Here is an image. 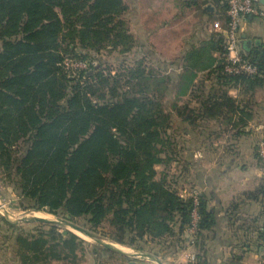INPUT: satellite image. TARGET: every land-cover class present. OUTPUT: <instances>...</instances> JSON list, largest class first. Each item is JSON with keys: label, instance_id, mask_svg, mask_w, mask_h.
Instances as JSON below:
<instances>
[{"label": "trees", "instance_id": "trees-1", "mask_svg": "<svg viewBox=\"0 0 264 264\" xmlns=\"http://www.w3.org/2000/svg\"><path fill=\"white\" fill-rule=\"evenodd\" d=\"M127 8L123 0H0V183L14 186L23 209L76 224L84 219L93 234L107 224L106 236L140 247L174 235L177 223L181 231L191 224L194 198L180 196L157 166L172 161L169 128L185 113L179 101L199 71L223 72L226 49L221 30L186 53L182 71L155 70L148 65L151 52L142 48L134 65L113 72L89 60L88 52L134 49V34L122 18ZM243 50L262 74H225V82L263 84L264 43ZM223 109L216 102L207 111ZM230 109L241 112L235 104ZM198 198V228L213 233L215 212L206 196ZM41 223L50 226L48 233H16L24 256L69 254L74 262L79 249L86 251L85 238L60 232L58 223ZM96 249L116 253L104 245Z\"/></svg>", "mask_w": 264, "mask_h": 264}, {"label": "rangeland", "instance_id": "rangeland-1", "mask_svg": "<svg viewBox=\"0 0 264 264\" xmlns=\"http://www.w3.org/2000/svg\"><path fill=\"white\" fill-rule=\"evenodd\" d=\"M123 1L127 4L128 8L125 10L122 18L125 20V24L128 26L129 30L134 34V49L127 54L110 49H104L100 52L89 51V60H92L94 63L101 62L103 67L112 69L113 72H116V70L123 65H134L136 60L140 59L143 55L142 48H146L147 51L151 52V56L148 57V65L156 68L155 70L165 73L171 70L179 71L183 69L186 62V47H184V42L185 38L190 36L193 32L192 23L195 15L194 11L190 8L181 9L183 12L181 14L176 13L180 11L171 9L166 13V8L145 10L143 7L139 24H141L144 31L140 30L135 32L136 28L134 26L137 23L131 18L130 12V6L132 9L133 0ZM168 9H170V7H168ZM146 18L147 21H145ZM143 20L146 23H142ZM165 20H172L175 24L170 23L168 29H165L166 27L163 23ZM176 21L181 22L177 24ZM144 24L145 27H143ZM212 28H214L213 24ZM68 61L71 64L73 63L74 66L77 65V62L73 59H69ZM204 70L206 73H201V77L198 76V81L196 80L190 94L179 101V106H181V109L184 110L185 113L181 116L175 115L174 124L169 128L171 142L170 156H172V161L158 165L157 169L161 175L166 177L168 184L176 190L180 196L187 199L191 197L194 198L196 194L198 197L204 195L208 200V207L211 208L209 195L199 190V187L196 186L198 181L195 179V173L198 168L195 167H203L206 166L207 163H212L213 161L217 162V160L210 159L207 161L204 157H194L193 151L195 150V144L191 142L193 135L191 131L194 130L196 134H201L204 143L200 145L204 150L222 147L223 144L216 143L215 138L219 139V137H221L223 128L218 125L213 127V125H211L213 121L209 118L217 119L223 117L225 119H232L235 120L234 123H232L234 127H238V123L240 127V117L237 112L231 111L230 105L235 104L239 106L240 109L243 99H240V96L232 97L229 94L228 87L231 84L225 82L224 72H219L215 70L214 67ZM214 86L219 88L215 94ZM171 93L166 97V101L170 100V102H172L173 95ZM216 102L224 104L223 111L221 110V113L216 114L218 116L207 111L208 106ZM187 125H189V127H186ZM188 133L190 134L188 135ZM217 142L219 141L217 140ZM259 143L260 142L255 144V150L258 160L260 161V166L264 172V161L259 156ZM21 200V196L18 195L13 185H6L3 182L0 183V202L4 204L5 209L13 219L21 217L33 218L34 216L61 219L57 222L60 232L67 234V230H70L85 238L90 243L86 247V251H83V249L77 251V258L74 262L72 261V256L69 254L65 258H57L52 254L49 255V251H47L48 255H46V253L42 254L40 259L28 254V256H24L23 253L25 251L15 243L16 233L21 232L28 236L36 235L40 232L48 233L50 226L43 225L41 222L37 221L17 222L16 224H19L23 229L21 231H15L2 220H5V218L0 214V264H130L131 262H135V264H159L156 258H159L164 264H242V262L244 263L245 260L252 257V255H250L248 258L244 251V245L249 242V240L236 237L234 224H230L233 225V227L226 224L229 228L225 230L226 234H223V244L219 246L218 250L215 249V252H217L216 255L212 253V258L210 257L209 259L210 253L208 252L210 251L211 244L214 245L218 242V240L214 241L218 237L217 229L213 233H210L208 230L201 231L198 227L193 230L191 224H187L181 231L180 224L177 223L174 235L163 239L144 240L139 243L140 247H133L116 242L109 236H106L103 230L108 229L107 224L100 226L95 232V237L92 238L82 234L67 224H63L61 222L62 219L64 221L69 220L61 216L54 215L44 210H35L33 208L23 209V207H21ZM24 202L25 204L28 203L26 200H24ZM211 210L214 209L211 208ZM216 216L219 219V216L215 213V217ZM76 222L86 229L89 227L85 226L84 219H78ZM216 227L217 224L215 228ZM102 241L111 243L114 248H118L123 252L114 249L116 253L97 250L96 246L102 245ZM52 242H54V240L50 242V246L53 245ZM260 244L264 246V237L263 242ZM231 245H233V247L229 248ZM254 264H264V252L261 253L258 261L255 260Z\"/></svg>", "mask_w": 264, "mask_h": 264}, {"label": "crops", "instance_id": "crops-1", "mask_svg": "<svg viewBox=\"0 0 264 264\" xmlns=\"http://www.w3.org/2000/svg\"><path fill=\"white\" fill-rule=\"evenodd\" d=\"M224 5L223 0H133L130 12L131 18L137 23L134 26L135 32H137L143 30L139 24L143 7L145 10L166 8V13L173 9L180 11L176 13L181 14L183 13L181 9H192L195 14L192 23L193 32L185 38L184 42L187 53L193 48L202 46L221 32L215 27V23L219 21L224 28L228 17ZM262 8L264 9V3H262ZM145 21L141 22L146 23ZM176 22L179 24L181 21ZM163 23L165 29H168L170 23L175 24L172 20H165ZM212 24L214 28H212ZM249 40L252 41L251 48L257 42L264 43L263 17L249 16L243 22L241 30L243 48L244 43ZM214 56L217 57L219 54L214 52ZM199 73L198 76L201 77V73L206 72L201 70ZM196 80L198 81V77ZM218 89L217 86H214V94ZM228 89L232 97L240 96V99H243L241 112H237L241 119L240 125L243 127L238 130V127H234L232 124L235 121L232 119L209 118L213 121L211 124L213 127L218 125L223 128L221 137L215 138L216 143L223 144L222 147L211 150H204L200 145L204 143L201 134H196L194 130L191 131L193 133L191 142L195 144L194 157H204L207 161L217 160V162L207 163L203 167H195L198 168L195 173V179L198 181L196 186L209 195L210 206L219 216V219L216 216L218 237L214 240H218V242L214 245L211 244L208 252L210 253L209 259L212 258V253L216 255L215 249L218 250L219 246L223 244V234H226L225 230L229 228L226 224H234L236 237L249 240L244 245V251L248 258L250 255L252 257L242 264H254L255 260L258 261L261 253L264 252V246L260 244L264 237V172L255 150V144L264 140V83L251 88L245 85H230ZM230 226L233 227V225ZM232 247L233 245L229 248Z\"/></svg>", "mask_w": 264, "mask_h": 264}, {"label": "built area", "instance_id": "built-area-1", "mask_svg": "<svg viewBox=\"0 0 264 264\" xmlns=\"http://www.w3.org/2000/svg\"><path fill=\"white\" fill-rule=\"evenodd\" d=\"M228 26L222 28L219 21L215 23L218 30L224 31V46L226 49L223 72L228 75L251 76L261 75L259 66L251 61L245 54L241 43V30L243 22L249 16L264 17L261 0H227ZM85 67L86 64H79ZM259 156L264 161V140L259 143ZM195 208L192 213L191 227L195 230L200 221L198 212L199 198L194 196Z\"/></svg>", "mask_w": 264, "mask_h": 264}, {"label": "water", "instance_id": "water-1", "mask_svg": "<svg viewBox=\"0 0 264 264\" xmlns=\"http://www.w3.org/2000/svg\"><path fill=\"white\" fill-rule=\"evenodd\" d=\"M261 3H264V0H261ZM251 44H252V41L249 40V41H246L244 43V49L246 50H250L251 48ZM3 208V212L1 211V209ZM0 214L5 218L6 221L8 222H12V223H17V222H31V221H37V222H47V223H57L58 221H60L59 219H51V218H47V217H42V216H34L33 218H18V219H13L11 217V215L8 213V211L5 209L4 207V204L0 202ZM63 224H67L69 226H71L72 228H74L75 230H78L79 232H81L82 234H85L89 237H95V234H93L91 231H89L88 229H86L85 227L83 226H80L74 222H71V221H64L62 219L61 221ZM99 240V239H98ZM102 245L106 246V247H109L111 249H114V250H117V251H120V252H123L121 250H119L118 248H114L113 245L109 242H105V241H102L101 242ZM157 262L159 264H164L159 258H156ZM130 264H135V262H131Z\"/></svg>", "mask_w": 264, "mask_h": 264}, {"label": "bare ground", "instance_id": "bare-ground-1", "mask_svg": "<svg viewBox=\"0 0 264 264\" xmlns=\"http://www.w3.org/2000/svg\"><path fill=\"white\" fill-rule=\"evenodd\" d=\"M3 211V208L1 209ZM47 216V215H46Z\"/></svg>", "mask_w": 264, "mask_h": 264}]
</instances>
